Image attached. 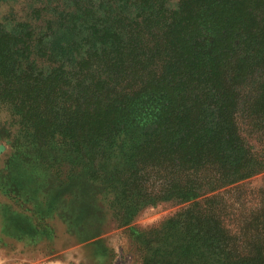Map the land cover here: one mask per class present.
I'll list each match as a JSON object with an SVG mask.
<instances>
[{
    "label": "trees",
    "instance_id": "1",
    "mask_svg": "<svg viewBox=\"0 0 264 264\" xmlns=\"http://www.w3.org/2000/svg\"><path fill=\"white\" fill-rule=\"evenodd\" d=\"M24 1L0 4V97L33 130L23 141L27 148L67 147L64 156L93 160L107 146L133 144L132 159L184 179L182 193L195 198L264 172V151L247 142H264L258 124L264 117V0H178L175 7L172 0H115L106 7ZM118 7H131L133 17ZM250 82L254 95L241 115ZM59 97L69 99V123L48 107ZM147 104L154 110L146 138H117L139 124L134 112ZM243 188L229 212L216 196L201 200L200 216L221 223L218 238L249 231L244 241L258 258L264 256V188L256 189L261 199L254 209L233 214L235 204L247 203ZM229 214L237 221L234 232L225 226Z\"/></svg>",
    "mask_w": 264,
    "mask_h": 264
},
{
    "label": "rangeland",
    "instance_id": "2",
    "mask_svg": "<svg viewBox=\"0 0 264 264\" xmlns=\"http://www.w3.org/2000/svg\"><path fill=\"white\" fill-rule=\"evenodd\" d=\"M73 1L106 7L115 0H70L68 4ZM177 1L172 0L171 7ZM118 10L133 17L131 7ZM39 73L32 70V76L41 77ZM64 77V90L70 94L69 75ZM254 91L250 82L242 93L239 114H246L245 105ZM68 101L59 97L48 106L64 123L71 118L65 109ZM153 110L147 104L146 109L135 111L139 124L116 137L145 139L142 134L150 132ZM143 122L147 123L144 129ZM258 124L264 129V117ZM32 134L14 106L0 97V189L20 197L26 208L27 229L34 234L26 238L25 264H264L263 255L249 254L251 244L244 241L249 231L234 239L218 238L221 223L207 217L202 221L199 203L216 196L229 212L234 195H243L245 186L250 193L245 194L247 203L235 204L233 214L254 209L261 199L256 189L264 188V172L195 198L182 193L184 179H171L142 157L132 159L137 152L133 144L107 146L97 152L99 157L88 160L74 152L64 156L67 147L27 148L23 141ZM247 142L254 151H264V142L254 137ZM233 214L226 215L225 226L234 232Z\"/></svg>",
    "mask_w": 264,
    "mask_h": 264
},
{
    "label": "crops",
    "instance_id": "3",
    "mask_svg": "<svg viewBox=\"0 0 264 264\" xmlns=\"http://www.w3.org/2000/svg\"><path fill=\"white\" fill-rule=\"evenodd\" d=\"M2 149L0 145V151ZM33 234L27 229L26 208L20 197L15 198L0 189V262L25 264L26 238Z\"/></svg>",
    "mask_w": 264,
    "mask_h": 264
}]
</instances>
